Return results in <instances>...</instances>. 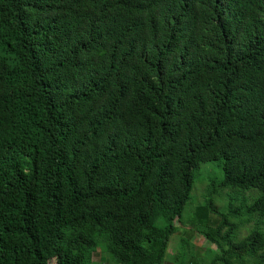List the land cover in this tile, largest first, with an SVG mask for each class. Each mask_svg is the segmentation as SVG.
<instances>
[{
	"label": "trees",
	"instance_id": "1",
	"mask_svg": "<svg viewBox=\"0 0 264 264\" xmlns=\"http://www.w3.org/2000/svg\"><path fill=\"white\" fill-rule=\"evenodd\" d=\"M207 161V264H264V0H0V264H160Z\"/></svg>",
	"mask_w": 264,
	"mask_h": 264
},
{
	"label": "rangeland",
	"instance_id": "2",
	"mask_svg": "<svg viewBox=\"0 0 264 264\" xmlns=\"http://www.w3.org/2000/svg\"><path fill=\"white\" fill-rule=\"evenodd\" d=\"M221 179L222 171L216 161L202 162L199 168L194 171L190 197L184 206L183 216L176 221L178 230L170 236L165 257L160 264H177V261L183 257L188 264H207L211 260L215 252V246L198 232L199 221L196 218V212L198 206L203 204L208 191H210L209 189L212 187L215 189L211 194L214 198V205L223 212L228 211V193L232 190L220 188ZM259 193L260 191L257 188L248 190L234 188L233 197L240 201L245 200L246 203L251 204ZM252 194L255 195L249 197ZM236 203L239 205L238 202ZM242 217L245 218L240 215L238 218L231 219L234 222H239L241 220L239 218ZM257 218L258 216H254L248 222L239 225L236 233L237 239L246 236L248 232L259 226L257 225ZM260 224V228L264 230V218H261ZM96 238L99 240L100 236ZM92 263L114 264L105 251L102 239L99 240L95 252L92 254ZM49 264H53V260H50Z\"/></svg>",
	"mask_w": 264,
	"mask_h": 264
}]
</instances>
